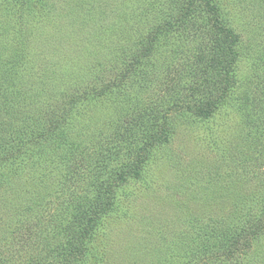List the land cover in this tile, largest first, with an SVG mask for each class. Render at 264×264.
<instances>
[{
  "label": "rangeland",
  "instance_id": "374dc122",
  "mask_svg": "<svg viewBox=\"0 0 264 264\" xmlns=\"http://www.w3.org/2000/svg\"><path fill=\"white\" fill-rule=\"evenodd\" d=\"M213 1L220 5L223 23L241 36L234 89L236 95L248 93L245 97L251 99L252 114L248 119L257 129L241 127L246 118L235 105L223 106L210 119H198L188 108L189 103L204 96L195 90L196 84L204 88L203 76L215 84V94L225 88L222 71L211 67L223 36L212 26L204 5L181 25L177 17L187 0H48L43 7L46 16L47 8L51 9L48 18L39 19L37 10L31 13L27 19L30 26L42 28L33 29L28 44L35 63H24L17 72L18 87L31 96L45 90L49 97L59 89L62 84L47 79L42 82L45 88L33 90L38 88L35 79L41 82L45 74L52 79V68H59L58 79L65 74L68 79V73L70 78L77 74L82 77L85 74L80 73L79 66L99 67L109 59L108 49L118 51L120 62L114 72L100 66V76L116 77L123 61L132 58L145 41V34L138 35L135 30L136 15L142 12L151 15L150 25H143L146 33L156 34V49L133 69L123 88L120 83L102 81V87L83 97L78 109L70 113L69 129H80L79 135L70 137L64 156L58 154L55 164L43 170L46 177L27 183L31 191H42L39 202L29 208L16 207L0 197V264L63 261L50 244L53 229L78 210L90 214L97 209L91 204L97 187L113 181L116 177L112 174H119L120 165L129 160L122 142L126 126L130 129L126 138L132 133L140 140L142 130L153 120L169 125L171 143L149 149L151 154L145 157L139 180L130 178L123 186H116L114 210L105 216L89 242L87 262L176 264L182 245L191 249L189 244L195 238L208 237L215 222L234 223L248 213H259L264 153L258 159L256 146L244 149L249 147V131L253 130L264 152V0ZM14 3L16 0H0V47L3 41L14 44L17 40L20 20ZM72 65L74 69H69ZM91 78L92 73L85 75V80ZM9 100L10 122L17 124L14 96ZM179 105L185 107L183 111ZM1 111L6 115L4 109ZM29 111L35 114L36 108ZM2 120L9 123L5 117ZM46 179L49 183H42ZM191 244L194 250L195 243ZM250 244L245 243L243 253H235V262L222 258L209 264H264V236L250 239ZM209 256L213 255L201 256L197 263L208 264L202 261Z\"/></svg>",
  "mask_w": 264,
  "mask_h": 264
},
{
  "label": "trees",
  "instance_id": "16d2710c",
  "mask_svg": "<svg viewBox=\"0 0 264 264\" xmlns=\"http://www.w3.org/2000/svg\"><path fill=\"white\" fill-rule=\"evenodd\" d=\"M47 3L48 0H16L14 6L18 10V18L20 20L19 28L16 31L17 40L14 44L9 41H3L4 43L0 47V108L4 109L6 113V115L3 114L0 109V197L3 200H7L11 205H16V207L24 205V208H29L36 201L39 202L42 199V191L39 193L31 191L32 189L28 188L29 185L27 183L29 179L33 180V183H37L41 177H46V173L43 170L46 171L48 169L47 165L52 166L55 164L54 162L59 159L58 154H63L64 156L67 144H69L68 140L79 135L80 129H69L70 124L68 120L70 119V113H74L78 109L83 97L87 98L93 92L99 90L102 87V81L108 85L120 83L121 88H123L127 80L133 76V69L137 65L142 64L145 57L153 56V52L156 49L153 43L156 34L151 33V31L146 33L144 31L145 26L143 25H150L151 15L142 12V14L136 15L138 25L135 30L138 32V35L145 34V41L132 58L123 61V65L119 67L116 77L111 80V77L110 79H106L100 76L102 69L100 66L106 70L112 69V72H114L120 62L118 51L111 50L109 52L108 49L106 57H109V59L104 63L100 62L101 65L99 67H96V65L94 67H84L82 64L79 66L81 74L88 76L92 73L90 81L89 79L85 80V75L78 78L79 75L77 74V77L73 75L70 78L72 76L70 73H68V79L66 74L58 79L59 77L56 73H58L59 68L57 67V70L56 68H52L50 72L53 73V80L46 77L45 74L43 75V79H40L41 82H39L35 79L36 75H34V84L38 88L34 87L33 90L37 91L38 89L45 88L47 85L42 82L50 79L58 84H62L57 89L58 93L57 91H53L47 97V91L44 90L41 93V90L39 91V96L37 93L31 96V93L22 92V89L18 87L20 85V77L17 72L24 63L27 62L29 65L35 63L34 60L31 61L30 59L31 51L28 44H30V38L34 36L33 29L39 31L42 28L38 26L32 28L27 19L36 10L39 19L48 18L51 9L47 8V16L43 13V7H47ZM77 4L76 2L75 6ZM201 4L205 6L203 8L211 16L213 21L212 26L223 36L221 38L223 43H220L217 54L211 61V67L213 70L222 71L225 88L223 91L215 94V84L211 83L206 76H203V80L206 79L205 83H201L204 85V88L196 84L195 90L203 92L204 96L192 104L189 103L188 108L198 119H210L223 106L235 105V108H239L240 114H243L246 118L241 122V127L244 125L245 128L257 129L255 123H250L248 119L252 115L249 105L251 99L245 97L248 93L244 92L242 95H236L234 89L237 85L235 69L241 57V36L232 27L223 23L218 1L187 0V3L182 7V12L179 15L177 14V23L179 22L181 25L187 22L189 18L194 16L193 13L199 10ZM89 12L88 10L87 13ZM69 21L70 19L68 18ZM9 31L10 29H8L7 33ZM126 34L125 32L120 38ZM128 35L133 37L132 34ZM69 69H74V65ZM23 70L25 71V69ZM27 73L29 74L31 71L27 70ZM93 79L95 80L92 81ZM25 88L28 91L31 90L27 86ZM85 89V94H83ZM121 90H125V88ZM10 95L14 96L13 114L15 113L17 116L19 122L17 124H14V121L10 122L12 119L9 117ZM42 102H45L43 107L40 104ZM33 104L34 107H32ZM29 108H36V113L32 114ZM37 108L41 110L37 112ZM179 108V110L183 111L185 107L179 105ZM234 113L235 111L233 110V115ZM3 117L9 123L3 122ZM14 125H17V127ZM146 126L142 130V138L140 140L138 139L139 136L138 138L132 137V133L129 138H126V133H130L129 127L126 126L122 142L127 147L125 152L129 160L120 165L119 174H112L113 177H116L113 181L104 182L97 187V195L91 202L93 207H97L96 210H93L90 214L80 213L78 210L77 213L71 214L61 226L53 229L49 237L51 239L50 244L52 249L61 253L63 261L58 263L49 262L48 264H90L86 260L89 242L95 238L96 231L105 220V216H108L114 210L117 201L116 192L114 191L116 186H123L130 178L139 180L143 176L145 157L151 154V150L149 151V149L167 147L171 143V130L167 123H159V120H153L147 123ZM69 130L74 132V134L70 135L68 133ZM249 132V147H246L244 150H250V148L256 146L259 159L264 153L263 149L260 148L261 143L256 140L257 135H254L253 130ZM261 160H264V158ZM15 176H22V179L20 181L14 180ZM24 176L26 177L25 180ZM262 180L264 181V175L262 176ZM42 183L49 182L46 179ZM33 186H38V184H34ZM34 193L36 195H33ZM258 197H260L258 198L259 202L262 203L259 213H248L245 218L240 217L239 221H235L234 223L226 221L224 224H217L215 222L210 226L211 230L207 233L209 234L208 237H205L203 240L195 238L191 242L195 243L194 250H192L194 244H189L191 249L182 245V250L176 253L178 256L176 264H199L197 263V259L200 261L201 256L208 255L213 256L204 258L203 263L209 264L213 260L222 258H224L222 260H234L235 262L237 260L235 259L237 258L235 257V253H243L247 247L245 243L251 246L252 242L250 244V239L251 241L253 239L260 240L264 236V202H262L264 200V193ZM105 198L107 201H105ZM21 239L23 242L25 236L23 235ZM192 255L196 256V258L193 259ZM97 263L100 264L99 262Z\"/></svg>",
  "mask_w": 264,
  "mask_h": 264
}]
</instances>
